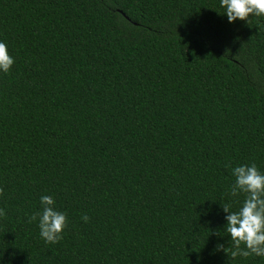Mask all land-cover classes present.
<instances>
[{
  "label": "trees",
  "instance_id": "16d2710c",
  "mask_svg": "<svg viewBox=\"0 0 264 264\" xmlns=\"http://www.w3.org/2000/svg\"><path fill=\"white\" fill-rule=\"evenodd\" d=\"M225 12L0 0V264H264L232 258L222 208L246 198L233 168L264 173V15ZM43 195L67 213L55 244L29 223Z\"/></svg>",
  "mask_w": 264,
  "mask_h": 264
},
{
  "label": "clouds",
  "instance_id": "9594fccd",
  "mask_svg": "<svg viewBox=\"0 0 264 264\" xmlns=\"http://www.w3.org/2000/svg\"><path fill=\"white\" fill-rule=\"evenodd\" d=\"M221 6L226 8L225 13L230 23L237 19L247 20L250 15H264V0H221ZM14 63L6 43L0 42V72L8 73ZM232 174L235 182L231 187V194L236 196L245 193L246 198L236 212L231 211L228 205H222L223 211L228 213L225 217V230L234 247L231 256H264V173L253 163L236 166L232 169ZM3 194L4 189L0 187V196ZM40 203L42 211L33 213L29 223L39 217L40 236L46 243H58L68 224L67 213L56 210L55 200L50 195L41 196ZM5 215V210L0 208V217ZM82 220L88 222L89 217L82 216ZM241 245L245 247L242 248ZM217 248L223 249V245H217Z\"/></svg>",
  "mask_w": 264,
  "mask_h": 264
}]
</instances>
